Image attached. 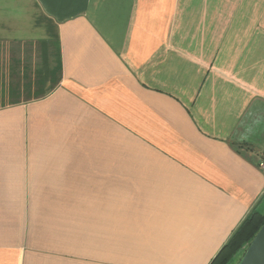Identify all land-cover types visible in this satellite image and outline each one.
I'll return each instance as SVG.
<instances>
[{"label":"crops","instance_id":"crops-1","mask_svg":"<svg viewBox=\"0 0 264 264\" xmlns=\"http://www.w3.org/2000/svg\"><path fill=\"white\" fill-rule=\"evenodd\" d=\"M263 159L264 0H0V264H207Z\"/></svg>","mask_w":264,"mask_h":264},{"label":"trees","instance_id":"trees-1","mask_svg":"<svg viewBox=\"0 0 264 264\" xmlns=\"http://www.w3.org/2000/svg\"><path fill=\"white\" fill-rule=\"evenodd\" d=\"M263 200L264 193L234 229L229 239L221 245L207 264H238L248 243L264 222V213L261 210ZM235 255H239L240 257L236 263H232L231 261Z\"/></svg>","mask_w":264,"mask_h":264},{"label":"rangeland","instance_id":"rangeland-1","mask_svg":"<svg viewBox=\"0 0 264 264\" xmlns=\"http://www.w3.org/2000/svg\"><path fill=\"white\" fill-rule=\"evenodd\" d=\"M69 183L73 184L76 183V181H70ZM53 203L54 205H60V204H97V203H106L108 202V197H101V196H90V195H66V196H53V197H38V203ZM40 209V208H39ZM261 210L264 213V200L261 203ZM56 213V212H55ZM39 215L46 214L45 212H42L39 210ZM62 214L65 216V214H71V213H62L58 212V215L62 216ZM77 214V213H76ZM55 225V224H54ZM60 225V224H59ZM62 225V224H61ZM239 255H235L232 259V263H236L238 261Z\"/></svg>","mask_w":264,"mask_h":264},{"label":"water","instance_id":"water-1","mask_svg":"<svg viewBox=\"0 0 264 264\" xmlns=\"http://www.w3.org/2000/svg\"><path fill=\"white\" fill-rule=\"evenodd\" d=\"M238 264H264V222L248 243Z\"/></svg>","mask_w":264,"mask_h":264},{"label":"built area","instance_id":"built-area-1","mask_svg":"<svg viewBox=\"0 0 264 264\" xmlns=\"http://www.w3.org/2000/svg\"><path fill=\"white\" fill-rule=\"evenodd\" d=\"M259 166L264 169V159L259 162Z\"/></svg>","mask_w":264,"mask_h":264}]
</instances>
